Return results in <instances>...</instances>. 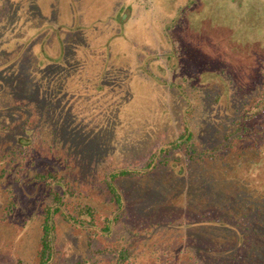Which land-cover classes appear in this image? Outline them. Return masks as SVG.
I'll return each instance as SVG.
<instances>
[{
    "label": "rangeland",
    "instance_id": "1",
    "mask_svg": "<svg viewBox=\"0 0 264 264\" xmlns=\"http://www.w3.org/2000/svg\"><path fill=\"white\" fill-rule=\"evenodd\" d=\"M0 90V264L38 262L49 187L96 211L91 227L55 213L58 264H200L241 241L209 210L261 206L264 0H0ZM120 168L138 170L114 180L105 232Z\"/></svg>",
    "mask_w": 264,
    "mask_h": 264
},
{
    "label": "trees",
    "instance_id": "2",
    "mask_svg": "<svg viewBox=\"0 0 264 264\" xmlns=\"http://www.w3.org/2000/svg\"><path fill=\"white\" fill-rule=\"evenodd\" d=\"M1 91V90H0ZM262 96H257L253 99V103L251 106H254V101L259 102V98H262L264 100V95L262 93ZM7 104V102H5ZM243 112V113H242ZM240 113L239 119L242 116H245L246 114H250V110H243ZM238 119V120H239ZM227 130L229 128H226ZM225 129V131H227ZM224 131V132H225ZM232 132V131H231ZM230 132V133H231ZM192 137V130L191 129H185L183 133H181L178 138L173 139L172 141H169L171 144L180 145L179 141L182 139L187 140L188 138ZM229 135L225 133L224 138H228ZM29 141V140H28ZM27 141V142H28ZM26 141H22L21 138H19V141L15 143V145H12L5 149L3 151V155L5 157L14 156L15 154L24 153L27 149V144H25ZM169 144L166 146H159L158 150H161L165 147H168ZM196 148V144H192L191 151H193V148ZM156 155V154H155ZM9 160V159H6ZM4 170H7V167L4 168ZM135 170L138 169H131V168H120L117 170H111L108 175H106L105 178V184L108 189V191L111 193L112 197L116 202L119 203V207L114 211L110 218L108 215H106V223L107 225H103L101 228L103 231L107 232L110 229V224L115 218L118 217V214H120V211L118 209L120 208V205H123L122 202V195L119 192L117 186L114 183V180L119 177L121 174H129ZM33 178H36L37 180L44 179L46 183L48 182L47 179L52 178L53 181H55L56 174L54 172L48 171H38L33 175ZM38 182V181H37ZM58 183V182H57ZM55 185V182L53 183ZM62 191H59L58 189L50 190V187L48 189L49 194H51L50 201L46 202L45 205H43L42 213H41V220H40V227H39V240H40V248H39V260L35 264H58L57 260L55 259V236H54V222H53V216L55 213H62L67 217L68 219H71L72 221L82 224L87 222L88 226H94L95 225V208L92 204L82 202L81 204L77 205V202L74 200V197H72V189L70 186V189L62 188ZM243 198V197H241ZM261 206L255 205V203L250 202V204H243L242 209L239 208V212H234L233 216L231 218H235L234 221L230 220L231 218H222L219 214H222L220 210L214 209L212 211H208L209 215L204 220H208L209 222H221L229 224V226H232V224L237 226L238 231L240 232L239 236H237V240L241 239L237 244L231 245L229 247L228 251H222L223 256H211V254L206 256V254H199V258H196L200 264H264V238L263 232H264V196ZM69 203V204H68ZM15 200L9 196L7 203L5 205L4 209V216H12V212L14 210ZM212 212V213H211ZM232 215V213H231ZM33 217V216H32ZM30 217V219L32 218ZM221 219V221H220ZM28 220V218H27ZM233 222V223H231ZM94 230V229H93ZM261 236L262 240L255 242L254 239L256 236ZM161 247L156 246L155 247V253H156V259L160 257V251L159 249ZM226 248V247H225ZM117 258L118 261L123 262L124 260H128V257L130 255L128 249L125 247H120L117 250ZM162 251V250H161ZM208 251H210V248L208 247ZM163 255V254H162ZM166 256V255H165ZM174 257L178 256L177 254L173 255ZM175 257V258H176ZM161 261L166 262L168 261L167 256L163 257ZM89 260H82L74 262V264H89Z\"/></svg>",
    "mask_w": 264,
    "mask_h": 264
}]
</instances>
